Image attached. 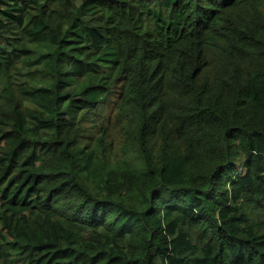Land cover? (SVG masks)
<instances>
[{"label": "trees", "instance_id": "16d2710c", "mask_svg": "<svg viewBox=\"0 0 264 264\" xmlns=\"http://www.w3.org/2000/svg\"><path fill=\"white\" fill-rule=\"evenodd\" d=\"M263 178L264 0H0V264H264Z\"/></svg>", "mask_w": 264, "mask_h": 264}, {"label": "rangeland", "instance_id": "374dc122", "mask_svg": "<svg viewBox=\"0 0 264 264\" xmlns=\"http://www.w3.org/2000/svg\"><path fill=\"white\" fill-rule=\"evenodd\" d=\"M80 2V0H79ZM103 113H106V110L103 111ZM117 149V145L114 146V151Z\"/></svg>", "mask_w": 264, "mask_h": 264}, {"label": "bare ground", "instance_id": "6f19581e", "mask_svg": "<svg viewBox=\"0 0 264 264\" xmlns=\"http://www.w3.org/2000/svg\"><path fill=\"white\" fill-rule=\"evenodd\" d=\"M264 179V178H263Z\"/></svg>", "mask_w": 264, "mask_h": 264}]
</instances>
